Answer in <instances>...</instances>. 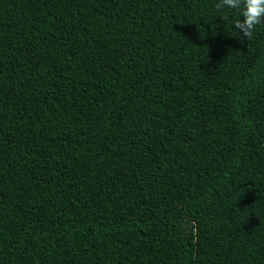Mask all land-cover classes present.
Returning <instances> with one entry per match:
<instances>
[{
  "label": "trees",
  "instance_id": "16d2710c",
  "mask_svg": "<svg viewBox=\"0 0 264 264\" xmlns=\"http://www.w3.org/2000/svg\"><path fill=\"white\" fill-rule=\"evenodd\" d=\"M217 3L0 0V264H264V20Z\"/></svg>",
  "mask_w": 264,
  "mask_h": 264
},
{
  "label": "clouds",
  "instance_id": "9594fccd",
  "mask_svg": "<svg viewBox=\"0 0 264 264\" xmlns=\"http://www.w3.org/2000/svg\"><path fill=\"white\" fill-rule=\"evenodd\" d=\"M215 7L239 10L242 19L234 21V29L243 38L251 39L255 27L264 20V0H218Z\"/></svg>",
  "mask_w": 264,
  "mask_h": 264
}]
</instances>
